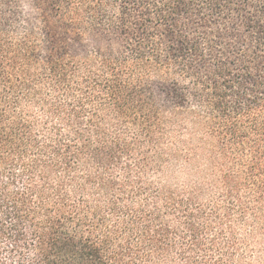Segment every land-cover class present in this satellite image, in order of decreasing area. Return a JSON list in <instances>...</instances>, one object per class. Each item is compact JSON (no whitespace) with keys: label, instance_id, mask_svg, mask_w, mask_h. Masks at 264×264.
I'll return each mask as SVG.
<instances>
[{"label":"trees","instance_id":"16d2710c","mask_svg":"<svg viewBox=\"0 0 264 264\" xmlns=\"http://www.w3.org/2000/svg\"><path fill=\"white\" fill-rule=\"evenodd\" d=\"M0 264H264V0H0Z\"/></svg>","mask_w":264,"mask_h":264}]
</instances>
